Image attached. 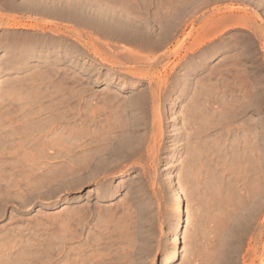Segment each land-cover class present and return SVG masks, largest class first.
I'll return each instance as SVG.
<instances>
[{
	"label": "rangeland",
	"instance_id": "374dc122",
	"mask_svg": "<svg viewBox=\"0 0 264 264\" xmlns=\"http://www.w3.org/2000/svg\"><path fill=\"white\" fill-rule=\"evenodd\" d=\"M0 264H264V0H0Z\"/></svg>",
	"mask_w": 264,
	"mask_h": 264
},
{
	"label": "bare ground",
	"instance_id": "6f19581e",
	"mask_svg": "<svg viewBox=\"0 0 264 264\" xmlns=\"http://www.w3.org/2000/svg\"><path fill=\"white\" fill-rule=\"evenodd\" d=\"M61 1V0H60ZM48 9V8H47ZM62 10V9H61ZM90 16V15H89ZM99 23V22H98ZM102 23V22H101ZM17 25V23L16 22H14V23H10V24H7V26L9 27V28H14V25ZM135 58V57H134ZM120 130V129H119ZM112 135V134H111ZM245 149V148H244ZM112 150V149H111ZM251 150V149H250ZM246 152H248V151H246ZM250 153V152H249ZM234 154V153H233ZM238 154V153H237ZM250 154H252V153H250ZM248 155V154H247ZM93 157H94V155H92ZM240 156V155H239ZM243 156V155H242ZM91 157V156H90ZM244 157V156H243ZM250 157V156H249ZM93 159V158H92ZM91 160V159H90ZM92 161V160H91ZM248 162V161H247ZM254 164V163H253ZM242 165H243V163H242ZM253 167V166H252ZM84 168V167H83ZM251 168V167H250ZM255 169V168H254ZM258 171V170H257ZM238 172V171H237ZM254 172V171H253ZM253 179V178H252ZM245 180V179H244ZM257 180H259V179H257ZM246 183V182H245ZM251 184V183H250ZM249 184V185H250ZM245 185V184H244ZM243 185V186H244ZM249 187V186H248ZM252 187V186H251ZM259 188V187H258ZM254 189V188H253ZM257 189V188H256ZM245 191H247V190H245ZM249 191V190H248ZM255 192V191H254ZM253 193V192H252ZM258 193V192H257ZM257 195V194H256ZM252 197V196H251ZM255 199V198H254ZM251 200V199H250ZM253 202V201H252ZM257 202V201H256ZM255 202V203H256ZM175 203H176V207L178 208V206L180 205V199L178 198V197H176V201H175ZM250 203V202H249ZM242 205V204H241ZM245 205V204H244ZM243 205V206H244ZM240 207V206H239ZM253 207V206H252ZM255 207V206H254ZM246 208V207H245ZM244 208V209H245ZM176 209V208H175ZM256 209V208H255ZM239 211H242V210H240L239 209ZM250 211H251V209H250ZM253 211V210H252ZM243 212V211H242ZM241 212V213H242ZM240 213V212H239ZM249 214V213H248ZM251 216H252V213L250 214ZM244 218V217H243ZM245 223H246V221H245ZM175 230H176V233H175V235H174V237H173V239H172V256H171V259L172 260H176V259H178L179 258V250H180V245H179V242H180V238H179V234H178V232H177V230H178V228H179V223L177 222L176 224H175Z\"/></svg>",
	"mask_w": 264,
	"mask_h": 264
}]
</instances>
